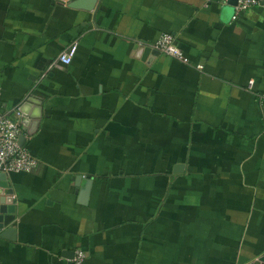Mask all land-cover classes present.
Here are the masks:
<instances>
[{"label": "crops", "instance_id": "1", "mask_svg": "<svg viewBox=\"0 0 264 264\" xmlns=\"http://www.w3.org/2000/svg\"><path fill=\"white\" fill-rule=\"evenodd\" d=\"M235 8L0 0V112L31 96L42 103L22 124L38 166L9 175L17 241L0 238V264H70L63 253L79 249L85 264H249L264 254V7L237 20ZM165 34L188 64L144 61ZM74 43L64 66L58 57ZM80 175L94 180L88 207L77 202Z\"/></svg>", "mask_w": 264, "mask_h": 264}, {"label": "built area", "instance_id": "2", "mask_svg": "<svg viewBox=\"0 0 264 264\" xmlns=\"http://www.w3.org/2000/svg\"><path fill=\"white\" fill-rule=\"evenodd\" d=\"M230 1L233 0H223V3L228 4ZM235 1L237 5L234 20H237L240 15L248 10L264 7V0ZM152 48L180 63H189V59L184 56L175 38L171 35H163ZM77 50L78 45L76 43L70 45L60 54L58 62L64 66H70L73 63ZM249 89H253V86L250 85ZM257 98L260 103L264 104V92H258ZM10 114L0 112V174L4 173L9 176L12 174L31 173L38 166V162L31 151L20 144L23 131V115L18 109L14 110L13 114ZM87 258V253L79 249L75 252L73 264H85Z\"/></svg>", "mask_w": 264, "mask_h": 264}, {"label": "water", "instance_id": "3", "mask_svg": "<svg viewBox=\"0 0 264 264\" xmlns=\"http://www.w3.org/2000/svg\"><path fill=\"white\" fill-rule=\"evenodd\" d=\"M58 3L68 2L70 8L81 9L92 12L95 10L97 3L100 0H56ZM229 3L237 5L235 0ZM161 55V53L151 47H147L144 51V61L150 63L152 59L156 56ZM41 101L35 97L31 96L25 100V102L18 106V110L23 115L22 124L28 127L31 119H38L40 116V107L42 105ZM34 109H32V107ZM22 140V138H21ZM185 170V165H175L173 173L178 175ZM74 182L76 187L79 189L78 204L83 207H88L90 205L92 192L94 188V180L91 177H84L82 175L75 177ZM15 189L10 183L9 176L7 174H0V238L8 241H17V230L11 227L16 220L17 212V201L14 198ZM63 256L73 264L75 257L74 252H64ZM249 264H264V254L250 262Z\"/></svg>", "mask_w": 264, "mask_h": 264}]
</instances>
